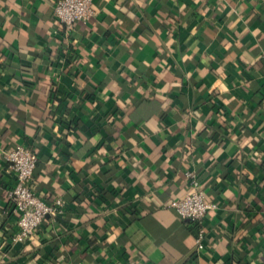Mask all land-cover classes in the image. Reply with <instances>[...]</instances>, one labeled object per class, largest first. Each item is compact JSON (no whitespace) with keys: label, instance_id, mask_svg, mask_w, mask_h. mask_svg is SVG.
I'll use <instances>...</instances> for the list:
<instances>
[{"label":"crops","instance_id":"crops-1","mask_svg":"<svg viewBox=\"0 0 264 264\" xmlns=\"http://www.w3.org/2000/svg\"><path fill=\"white\" fill-rule=\"evenodd\" d=\"M53 2L0 0V264H264V0H93L70 30ZM16 144L64 202L25 242ZM186 172L200 222L168 206Z\"/></svg>","mask_w":264,"mask_h":264},{"label":"built area","instance_id":"built-area-1","mask_svg":"<svg viewBox=\"0 0 264 264\" xmlns=\"http://www.w3.org/2000/svg\"><path fill=\"white\" fill-rule=\"evenodd\" d=\"M52 13L54 18L66 30L72 29L74 23L83 22L94 13L93 0H54ZM7 170L13 177V185L7 196L11 211L16 216L17 231L11 236L12 242H25L30 239L45 217H56L63 213L64 202L60 197L52 201L44 200L35 190L31 181L37 163L36 153L28 146L16 144L3 151ZM189 191L182 197L171 201L172 207L186 221L200 222L206 212L217 207L204 197L195 175L186 172ZM202 230L200 229L195 248H202Z\"/></svg>","mask_w":264,"mask_h":264},{"label":"trees","instance_id":"trees-1","mask_svg":"<svg viewBox=\"0 0 264 264\" xmlns=\"http://www.w3.org/2000/svg\"><path fill=\"white\" fill-rule=\"evenodd\" d=\"M2 52V51H1ZM3 53V52H2ZM25 84V86H31V82H26V83H24Z\"/></svg>","mask_w":264,"mask_h":264}]
</instances>
